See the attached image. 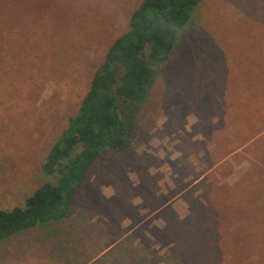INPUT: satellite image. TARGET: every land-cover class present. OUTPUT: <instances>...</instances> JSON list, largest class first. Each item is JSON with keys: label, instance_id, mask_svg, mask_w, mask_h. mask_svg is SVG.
<instances>
[{"label": "rangeland", "instance_id": "374dc122", "mask_svg": "<svg viewBox=\"0 0 264 264\" xmlns=\"http://www.w3.org/2000/svg\"><path fill=\"white\" fill-rule=\"evenodd\" d=\"M140 1L13 0L0 31L30 25L37 53L26 55L30 44L18 41L16 52L3 55L0 41L1 208L23 205L45 181L46 153ZM230 103L236 123L244 107L264 109V0H201L141 105L129 145L101 152L63 219L1 240L0 264H206L162 235L190 215L189 192L192 203H206L203 189L229 191L244 172L245 148L232 152L240 144L236 132L223 130L221 120L222 131L212 130L219 124L214 109L222 115ZM258 181L246 184L240 196L264 193ZM227 196L213 213L223 217L218 224L228 222L235 207ZM236 206V261L264 264V203L259 211L243 202ZM196 255L219 264L213 252Z\"/></svg>", "mask_w": 264, "mask_h": 264}, {"label": "trees", "instance_id": "16d2710c", "mask_svg": "<svg viewBox=\"0 0 264 264\" xmlns=\"http://www.w3.org/2000/svg\"><path fill=\"white\" fill-rule=\"evenodd\" d=\"M200 1L139 2L130 14L127 29L110 43L94 69L77 111L68 118L66 127L46 153L41 168L45 181L24 199L23 205L10 209L0 207V241L18 231L63 219L70 211L76 190L101 152H119L129 145L141 105L177 47L180 33ZM12 3L13 0H0V20L10 15ZM42 9H39L36 18H32L35 23L43 14ZM30 28L29 25L24 31H0L3 55L16 52L18 41L32 43L34 36L29 33ZM36 53L31 50L30 44L26 55L33 58ZM217 109H214L216 113L213 117L218 119L219 124L216 123L212 130L221 132V124H224L223 130L229 126L231 132H236V140L240 144L232 152L245 148L243 158L248 164L229 191L219 185L203 189L201 196L206 203H192L193 193L189 192L187 196H190L188 200L192 206L189 208L190 215L181 226H174L162 237H166L169 245L175 249H183L206 264L207 260L198 257L196 252H213L219 257V264H238L237 254L233 253L237 250L234 248L240 247L241 234L240 217L235 213L238 208L236 204L243 202L252 210L259 211L264 203L263 191L254 199L246 200L240 196L244 186L251 180L260 178L258 182L264 186V157L261 156L264 149V109L259 112V108L244 107L242 111L246 114L237 123L230 119L231 103L222 115ZM223 115L228 119L226 123H223ZM227 195L232 197L234 212L231 211L229 217L225 218L228 222L218 224V220L223 217L213 216V213L222 206L221 201ZM156 236L160 238L158 234ZM226 236L236 239V245L226 240ZM161 242L165 241L161 239Z\"/></svg>", "mask_w": 264, "mask_h": 264}]
</instances>
